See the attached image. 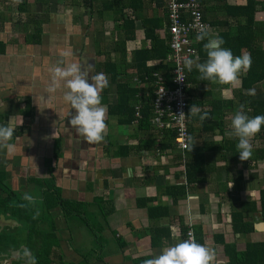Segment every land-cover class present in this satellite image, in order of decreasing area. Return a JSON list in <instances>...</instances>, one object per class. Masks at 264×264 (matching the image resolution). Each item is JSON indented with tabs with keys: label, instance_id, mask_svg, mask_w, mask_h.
I'll list each match as a JSON object with an SVG mask.
<instances>
[{
	"label": "crops",
	"instance_id": "0c3cea01",
	"mask_svg": "<svg viewBox=\"0 0 264 264\" xmlns=\"http://www.w3.org/2000/svg\"><path fill=\"white\" fill-rule=\"evenodd\" d=\"M85 1L89 0H0V123L13 118L15 130L22 127L12 141L14 153L0 149L6 184L22 195L31 194L38 209L42 207L39 188L27 184V178H39L45 187H56L63 199L80 202L86 215L103 228V246L94 255L100 258L92 264H143L186 239L189 227L198 243L215 250L214 264H240L236 254L264 240L259 205L252 213V200L258 203L259 189L264 188V160L257 159L252 169V157L264 141L255 136L252 157L241 161L237 138L227 132L242 94L251 100L264 99V82L244 91L241 78L229 85L189 82V100L200 105L193 106L196 115L189 111L188 116L196 142L192 150L188 145L181 152L172 137L163 136L164 131L151 125L139 128L136 120L125 123L122 114L108 113V105L117 102L109 72L113 65L120 81L138 89L135 106L146 95L147 85L139 79L133 55L150 48L151 38L168 43L167 1L91 0L89 9ZM198 1L210 36L234 32L243 22L231 15L230 6L243 5L245 0ZM255 22L257 42L264 48V0H257ZM250 32L253 25L251 38ZM158 62L148 60L145 65ZM68 63L81 64L90 83V76L99 72L109 79V87L101 93L107 109L102 142L84 141L69 124L75 110L63 99L68 91L63 82L56 91H48L52 69ZM26 103L28 116L24 115ZM244 111L251 113L249 108ZM203 112L208 118L201 121ZM193 151L201 154L203 164L190 181L185 164ZM258 173L261 178H256ZM241 204L246 205L239 224L234 214ZM50 212L58 243L49 264H78L83 254L94 249L93 235L80 221H67L59 208ZM0 223L17 225L3 216ZM48 223L39 226L48 229ZM23 239L13 259L27 258ZM5 258H0V264H7Z\"/></svg>",
	"mask_w": 264,
	"mask_h": 264
},
{
	"label": "trees",
	"instance_id": "16d2710c",
	"mask_svg": "<svg viewBox=\"0 0 264 264\" xmlns=\"http://www.w3.org/2000/svg\"><path fill=\"white\" fill-rule=\"evenodd\" d=\"M85 2L87 4L85 6L89 9L91 6V0ZM230 7V9L234 11L231 15L238 17V19L243 18V22L239 24V27H237L234 32L223 31V33H219L218 35L224 39V46L230 48L234 55H240L241 51L244 49H246L248 54L251 55V68L241 76L240 89L244 91V89H248L250 86L254 87L257 84L264 82V48L257 42L255 22L257 0H245L243 5H234ZM252 25L253 34L250 32V38L248 33ZM145 36L150 38L151 34L145 33ZM167 40H169L168 36ZM204 43L205 41H199L194 44L196 53H198L201 62L206 59L202 50V48H204ZM2 51L3 43L0 42V52ZM168 52V43H165L164 40L160 39L152 40V38L150 48L134 51L133 63L135 69L140 74L139 79L147 85L146 95L139 98L140 106L138 109H136L138 106H135V95L138 89L135 86L131 87L120 81L118 79L120 75L114 65V69L110 68L109 72L113 78L111 82L116 85L117 89V102L108 105L109 114H122L123 118L121 120L125 123L136 120L139 128L146 129L150 126L153 107L151 104L154 96L153 90L157 78L160 75L163 81L168 82L171 77L173 65L165 61ZM148 60H159L160 62L155 63V65H145ZM197 74L198 72L195 69L192 72L187 71L188 81L193 84L201 83L199 74L198 76ZM202 84H204L203 81ZM241 97L240 104L245 105L244 110H247L248 108L250 109V116L264 114V99L251 100L246 94H242ZM25 106L26 111L24 112V115L28 116L30 114V107L28 103H26ZM192 106L199 107L200 105L195 100H188L187 117L189 116V111ZM136 111L139 112L138 116H136ZM21 130V126L15 130L14 137L20 135ZM188 131L190 135V129ZM163 136H169L173 139V135L166 133L165 131L163 132ZM256 136L264 141V126H262V130ZM254 150L255 155L252 157V169L256 167L257 159L264 160V147L256 148ZM201 159L200 153L197 151L192 152V159L185 164L187 180L192 181L195 179V175L200 171L199 165L203 164ZM26 183L34 184L39 188L38 196L42 202L41 208H37L35 198L34 202L29 203L23 199L24 195L11 189L5 182L4 170L0 169V214L5 219H11L17 223L15 227L6 224V226L3 227L4 229L0 231V258H3V254H10L12 250L18 248L21 243L19 241H21V238H24L23 243L27 250L36 257L37 264H49L51 262V255L54 251L53 247L58 243L55 235L56 226L51 215L52 213L50 212L54 208H59L67 221L72 219L80 221L94 237V249L83 254L78 264H92L93 259L100 258L99 255L96 257L94 255H97L103 246L101 236L103 228L99 223L93 222L94 220L91 218V215H89V217L86 215L87 212L85 213L83 211L81 203L78 201L63 199L56 187H45L39 178H27ZM245 205L246 204H241V209L234 214L239 220V224L244 220L243 213L245 211ZM258 205L259 210L264 215V188L259 189L258 203L257 201L252 200V213L257 212ZM97 206L102 212V207L100 205ZM42 222H49L48 229L39 226ZM236 257L239 258L240 264H247L248 261L252 264H264V240L261 242H252L242 254L239 256L236 254ZM10 264H22V259H15Z\"/></svg>",
	"mask_w": 264,
	"mask_h": 264
},
{
	"label": "clouds",
	"instance_id": "9594fccd",
	"mask_svg": "<svg viewBox=\"0 0 264 264\" xmlns=\"http://www.w3.org/2000/svg\"><path fill=\"white\" fill-rule=\"evenodd\" d=\"M196 40L205 41L206 59L201 62L199 56L195 59L185 56L183 65L188 72L195 68L201 81L207 80L221 85L236 84L251 68L250 54L234 55L230 48L224 46V39L219 35L210 36L206 27L200 29ZM90 80L91 83L88 71H85L81 64L68 63L65 66L58 64L52 69L48 91L54 92L61 87V82L64 83L68 91L64 93L63 99L75 110L69 124L84 141L99 143L105 139L107 127L105 120L107 109L102 103L101 93L109 87V79L103 72H99L95 76H90ZM244 108L245 105L240 104L235 110L230 130L227 132L228 136L237 138L236 149L241 161L252 157L251 141L264 126V114L250 116ZM190 112L193 115L197 114L193 106ZM199 118L201 121L206 120L208 113H200ZM15 128L13 118L7 123H0V149L6 150L8 154L15 151L16 145L12 142ZM187 141L192 150L196 141L191 135L187 137ZM23 199L29 203L34 202V197L29 193H25ZM24 256L27 257L28 264H37L36 257L29 250H24ZM215 260V250L207 244L198 243L190 233L189 238L165 247L158 255L145 259L143 264H214Z\"/></svg>",
	"mask_w": 264,
	"mask_h": 264
},
{
	"label": "built area",
	"instance_id": "2783aa9c",
	"mask_svg": "<svg viewBox=\"0 0 264 264\" xmlns=\"http://www.w3.org/2000/svg\"><path fill=\"white\" fill-rule=\"evenodd\" d=\"M166 1L169 35V52L166 59L173 64V67L168 82L163 81L160 75L157 78L150 123L153 129L172 134L177 148L183 152L188 147L187 107L190 88L183 59L185 56L196 55L194 44L199 42L196 40L197 33L204 27L208 30L209 25L203 18L198 0ZM138 108L139 106L136 107ZM138 114L139 112L136 111V116ZM190 233L193 235V230L189 227L186 230V239L189 238Z\"/></svg>",
	"mask_w": 264,
	"mask_h": 264
},
{
	"label": "water",
	"instance_id": "95a60500",
	"mask_svg": "<svg viewBox=\"0 0 264 264\" xmlns=\"http://www.w3.org/2000/svg\"><path fill=\"white\" fill-rule=\"evenodd\" d=\"M0 226H2V225L0 224ZM15 252H17V251L16 250L11 251L9 256H8V254H3L2 255L3 258L6 257L5 259L7 260V264H10L13 260H15V259H13V256H12ZM22 263L23 264H28V259L26 258L25 260H22Z\"/></svg>",
	"mask_w": 264,
	"mask_h": 264
},
{
	"label": "rangeland",
	"instance_id": "374dc122",
	"mask_svg": "<svg viewBox=\"0 0 264 264\" xmlns=\"http://www.w3.org/2000/svg\"><path fill=\"white\" fill-rule=\"evenodd\" d=\"M150 125H151V124H150ZM261 177H262V173H258L256 178H261ZM67 224H69L70 227H71V225H72V223H67ZM84 230L87 232V234L90 235V233L88 232V230H86L85 228H84Z\"/></svg>",
	"mask_w": 264,
	"mask_h": 264
},
{
	"label": "flooded vegetation",
	"instance_id": "af4514ba",
	"mask_svg": "<svg viewBox=\"0 0 264 264\" xmlns=\"http://www.w3.org/2000/svg\"><path fill=\"white\" fill-rule=\"evenodd\" d=\"M0 216H2V215L0 214ZM6 220H11V219H5V218H4V221H6ZM0 224L2 225V226H0V231H2V230L4 229L3 227L6 226V223H5V224H4V223H3V224L0 223ZM23 259H24V258H23Z\"/></svg>",
	"mask_w": 264,
	"mask_h": 264
}]
</instances>
